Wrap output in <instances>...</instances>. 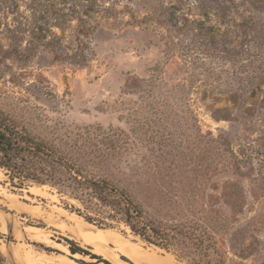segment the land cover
Returning <instances> with one entry per match:
<instances>
[{"label": "rangeland", "instance_id": "rangeland-1", "mask_svg": "<svg viewBox=\"0 0 264 264\" xmlns=\"http://www.w3.org/2000/svg\"><path fill=\"white\" fill-rule=\"evenodd\" d=\"M0 109L50 140L95 134L88 147L112 153L100 174L153 214L200 218L226 264H264V0H0ZM74 207L0 173L6 261L17 264L4 244L114 264L47 223ZM26 225L68 251L29 239ZM92 227L190 264L123 224Z\"/></svg>", "mask_w": 264, "mask_h": 264}, {"label": "trees", "instance_id": "trees-1", "mask_svg": "<svg viewBox=\"0 0 264 264\" xmlns=\"http://www.w3.org/2000/svg\"><path fill=\"white\" fill-rule=\"evenodd\" d=\"M87 134H78L74 143L61 137L50 140L36 133L29 122L0 109V170L18 187L48 185L77 200L82 208L74 210L99 228L123 224L146 243L190 264H226L211 228L200 218L170 221L153 214L128 189L100 174L110 171V164L103 161L112 153L96 146L90 149L96 136ZM71 250L81 252L78 247ZM0 264H9L1 252Z\"/></svg>", "mask_w": 264, "mask_h": 264}, {"label": "bare ground", "instance_id": "bare-ground-1", "mask_svg": "<svg viewBox=\"0 0 264 264\" xmlns=\"http://www.w3.org/2000/svg\"><path fill=\"white\" fill-rule=\"evenodd\" d=\"M0 173H2L1 170ZM15 199L16 201L18 200L17 198ZM1 221V229L9 231L10 233L12 229L10 228V224L6 220V217H2ZM46 221L47 223L51 224V226L54 225L55 227L62 229L63 231L71 233L73 238L76 241L80 242L81 245L90 246L96 254L103 256L114 264H122L124 262L122 256L127 257L134 264H165L167 260L165 258L168 257V255H166L165 258H162V256H160L156 250L146 248L139 243H133L123 238L122 236H119L118 234H110V236L101 234L92 227V224L85 221L83 217H80L79 215L74 213L68 214L66 213V210L65 212L61 211V214L57 216H54V214H50ZM23 232L31 240L39 241L52 247H58L63 251H68L66 246L53 241L51 234H49L50 231L46 233L44 228L41 229L35 227V225H26ZM1 247L2 251L8 257L11 256L17 264H82L69 258L66 255L55 256L45 251H39L35 246H25L22 250L18 251L19 256L17 255L14 245L12 247H6L4 244ZM74 256L76 258H79L78 254H75Z\"/></svg>", "mask_w": 264, "mask_h": 264}]
</instances>
